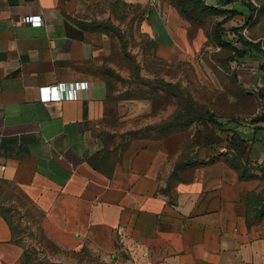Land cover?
Here are the masks:
<instances>
[{"label":"crops","instance_id":"crops-1","mask_svg":"<svg viewBox=\"0 0 264 264\" xmlns=\"http://www.w3.org/2000/svg\"><path fill=\"white\" fill-rule=\"evenodd\" d=\"M79 1L0 0V183L22 188L43 208L45 229L69 249L89 242L117 256L124 245L137 258L135 249L149 246L173 251L155 264H264V215L248 222L249 197L264 189V174L241 178L223 161L215 184L181 180L171 197L160 190L176 151L170 139L134 140L109 168L97 167L95 157L106 156L107 118L122 114L127 100L143 99H111L96 73L105 34L70 15ZM35 15L41 24L23 20ZM147 25L158 53L178 47L173 18L154 9ZM240 59L262 106L228 132L244 139L249 163L264 168V56L250 49ZM77 80L90 82L79 99H40L42 85ZM0 264H26L1 212Z\"/></svg>","mask_w":264,"mask_h":264},{"label":"rangeland","instance_id":"rangeland-1","mask_svg":"<svg viewBox=\"0 0 264 264\" xmlns=\"http://www.w3.org/2000/svg\"><path fill=\"white\" fill-rule=\"evenodd\" d=\"M122 1L80 0L70 7L74 19L105 34V49L96 73L111 99H143L127 100L121 106L122 114L113 112L107 118L110 130L103 133L106 156H97L94 162L109 168L112 159L134 140L145 143L170 139L176 151L163 167L160 190L171 197H175L181 180L201 179L207 186L215 184L219 167L227 159L242 164L247 174H264V168L250 164L246 154L240 156L231 133L208 121L211 112L225 124L234 120L246 123L262 106L259 87L244 79L245 71H249L243 68L245 59H235L234 49L221 44L217 37V23L231 11L219 14L198 0ZM250 6L253 13L248 18L242 14L231 18L222 25L223 33L229 38L243 35L264 50V0H233L223 8L248 12ZM154 9L161 10L164 18H173L179 34L178 47L172 48L168 56L158 53L155 38L148 30ZM253 50L263 54L259 48ZM170 130L174 132L165 136ZM222 147L230 152L228 156L222 153ZM2 188H11L12 194L1 193ZM0 204L13 221L16 239L29 264H116L119 260L123 264H155L173 252L143 246L135 249L137 258H133L121 245L118 255L112 256L89 242L69 249L45 229L44 209L22 188L1 182ZM263 215L264 189L250 199V223Z\"/></svg>","mask_w":264,"mask_h":264},{"label":"trees","instance_id":"trees-1","mask_svg":"<svg viewBox=\"0 0 264 264\" xmlns=\"http://www.w3.org/2000/svg\"><path fill=\"white\" fill-rule=\"evenodd\" d=\"M117 1L121 2V0H117ZM198 1L200 3H202L203 5H205L207 8H209L210 10H212L216 13H219V14H224V12H226V10L231 11V13L229 15H227L222 21L217 23L216 31H217V37H218V40L220 41V43L221 44H228L234 49V51H235V57L234 58L235 59L245 56L246 53L248 52V50L253 49V48L261 49V51L264 54V50L260 47V45L258 43H255L253 41L246 39L243 35H238V36H235L232 38L226 37V35L223 33V29H222V25L225 22L229 21L231 18L235 17L238 14L245 15V17L248 18L251 15V13H253L254 8H252L250 6V9L248 12H245V11H243V9H239L237 7H233V9L227 8V7L223 8L227 4L231 3L233 0H218V3H215V4H205L204 0H198ZM124 2L125 1H122V3H124ZM178 6L180 8V11L184 14V9L182 7H180V4H178ZM208 114H209L208 121L213 122L215 125H217L223 131H230L231 130V123H239L238 121L234 120L228 124H225L222 120L217 118L213 113L208 112ZM173 132H174V130L167 131L165 136H167L168 134H172ZM237 135H239V134L235 133L234 135H231V141L236 140L237 144L239 145L238 152H240V156L242 155V157H243V155L246 154V148L243 145L244 141L242 142V140H244V139H242L240 137L241 141L238 140ZM229 153L230 152H226L225 155L228 156ZM225 161H227L229 164H231L232 166H234L240 170V177L241 178H247V177L253 176L252 174H247L246 169H245L246 167H244L239 162H236L234 159H227ZM97 167L100 168L101 170H105V168H103V166L97 165ZM253 194L254 193H252L250 195L249 199H251ZM0 212L10 222V224L12 226L14 237L16 238L17 230L14 227L13 221L10 219L7 210L4 207H0ZM248 222L250 223L249 212H248ZM26 264H29V263H26Z\"/></svg>","mask_w":264,"mask_h":264},{"label":"built area","instance_id":"built-area-1","mask_svg":"<svg viewBox=\"0 0 264 264\" xmlns=\"http://www.w3.org/2000/svg\"><path fill=\"white\" fill-rule=\"evenodd\" d=\"M25 22H32L38 25L42 23L40 15L26 16L23 19ZM90 87L88 80H77L73 82H58L54 84L42 85L39 88L40 99L42 101H62V100H76L79 99V91ZM1 145V137H0ZM228 151L226 147H222V153ZM116 264H123L122 261H117Z\"/></svg>","mask_w":264,"mask_h":264}]
</instances>
